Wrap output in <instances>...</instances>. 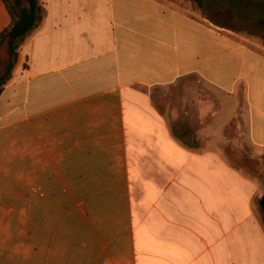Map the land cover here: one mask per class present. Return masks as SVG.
Returning a JSON list of instances; mask_svg holds the SVG:
<instances>
[{
  "label": "crops",
  "instance_id": "1",
  "mask_svg": "<svg viewBox=\"0 0 264 264\" xmlns=\"http://www.w3.org/2000/svg\"><path fill=\"white\" fill-rule=\"evenodd\" d=\"M40 1L0 93V261L15 213L28 264H264L259 186L223 150L241 119L264 154V46L193 0Z\"/></svg>",
  "mask_w": 264,
  "mask_h": 264
},
{
  "label": "rangeland",
  "instance_id": "2",
  "mask_svg": "<svg viewBox=\"0 0 264 264\" xmlns=\"http://www.w3.org/2000/svg\"><path fill=\"white\" fill-rule=\"evenodd\" d=\"M196 4V12L198 10L207 15L215 24L238 30L235 34L243 37L245 40L252 42L259 46H264V0H193ZM231 11V15L226 14L225 11ZM221 11L222 15H218ZM234 32V31H232ZM6 46H0V71L6 59ZM193 81V85L198 84L195 76H188ZM207 92V89H206ZM210 93L213 98L217 96V92L211 89ZM165 105L172 106V99L176 102L177 91L176 89L164 91ZM181 106V105H180ZM186 106V105H185ZM184 114V113H183ZM198 125V122H192ZM225 129V141L227 140L228 147L224 148V152L228 159L237 168L254 179L259 186V193L257 203L261 220L264 223V154L255 152L249 145L246 138V124L243 120H229L223 123ZM188 125V120L181 115L179 120V128L181 130L187 129L184 137L191 140V128ZM192 125V124H191ZM23 184V185H22ZM20 188L22 194L27 191L26 182L23 180L17 182L11 190ZM8 199V198H7ZM6 199V200H7ZM10 202V199L7 200ZM8 204V203H7ZM14 206L18 207L17 204ZM9 213L5 214V236L9 237L3 240V257L0 264H28V232L29 226L26 221L27 215ZM19 222V223H18ZM33 233V232H32ZM15 242L17 250H14L13 257L10 256V245Z\"/></svg>",
  "mask_w": 264,
  "mask_h": 264
},
{
  "label": "trees",
  "instance_id": "3",
  "mask_svg": "<svg viewBox=\"0 0 264 264\" xmlns=\"http://www.w3.org/2000/svg\"><path fill=\"white\" fill-rule=\"evenodd\" d=\"M2 2L10 15V22L0 32V46L5 44L7 55L0 71V93L11 77L17 62V49L39 27L45 14L40 0H2ZM226 29L238 32L235 29Z\"/></svg>",
  "mask_w": 264,
  "mask_h": 264
}]
</instances>
